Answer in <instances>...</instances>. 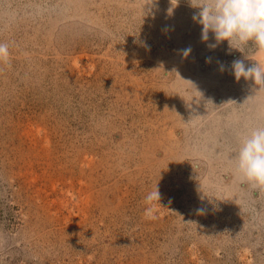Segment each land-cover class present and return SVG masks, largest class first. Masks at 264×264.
<instances>
[{
    "label": "rangeland",
    "instance_id": "374dc122",
    "mask_svg": "<svg viewBox=\"0 0 264 264\" xmlns=\"http://www.w3.org/2000/svg\"><path fill=\"white\" fill-rule=\"evenodd\" d=\"M198 4L0 0V264H264L234 162L264 85L231 68L264 48L207 47Z\"/></svg>",
    "mask_w": 264,
    "mask_h": 264
},
{
    "label": "clouds",
    "instance_id": "9594fccd",
    "mask_svg": "<svg viewBox=\"0 0 264 264\" xmlns=\"http://www.w3.org/2000/svg\"><path fill=\"white\" fill-rule=\"evenodd\" d=\"M196 8L198 12L194 13L193 20L201 26V39L207 42L209 33L213 35L215 42L207 44L210 49L224 41L229 50L240 51L249 42L264 48V0H199ZM190 52V48L182 50L185 57ZM8 57V45L0 42V60ZM220 68L223 71L224 65L221 64ZM231 68L237 81L251 79L255 85H264V67L259 64L246 66L243 59H236L232 61ZM234 162L243 179L253 185L264 186V125L251 127L242 134ZM154 199L160 202L158 186L145 197L149 204ZM145 211L150 215L152 208Z\"/></svg>",
    "mask_w": 264,
    "mask_h": 264
},
{
    "label": "bare ground",
    "instance_id": "6f19581e",
    "mask_svg": "<svg viewBox=\"0 0 264 264\" xmlns=\"http://www.w3.org/2000/svg\"><path fill=\"white\" fill-rule=\"evenodd\" d=\"M250 65H252V64H250ZM256 97L257 98H255V99H249V100H250V102H256V99H257V102L254 105L255 106L254 112L257 115L261 114V116H262L264 114V99H261L262 101H260V99L258 97H261V96L256 95Z\"/></svg>",
    "mask_w": 264,
    "mask_h": 264
}]
</instances>
